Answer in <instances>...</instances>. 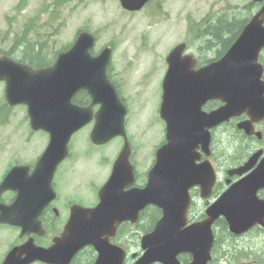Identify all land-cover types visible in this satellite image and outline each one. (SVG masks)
<instances>
[{"label": "water", "instance_id": "1", "mask_svg": "<svg viewBox=\"0 0 264 264\" xmlns=\"http://www.w3.org/2000/svg\"><path fill=\"white\" fill-rule=\"evenodd\" d=\"M120 1L125 9L138 11L149 0ZM262 15L264 10L243 30L223 58L199 71L191 70V57L181 58L183 45L171 52L161 106V116L167 124V140L157 150L144 188L132 187L134 168L130 163L131 149L124 124L127 110L107 79L110 48L93 57L89 51L95 38L89 32H82L75 44L60 53L53 66L45 69H33L0 55V81L6 83L7 104L26 105L32 129L43 130L50 136L49 145L30 179L22 181L20 178L27 175L28 167H16L1 185L0 192L11 189L19 193L10 207L0 205L1 222L19 226L24 233L41 229L37 217L55 198L51 181L58 165L68 156L69 141L93 119L95 124L90 137L95 144H105L118 136L125 139L113 174L100 191V203L91 209L72 206L64 232L53 246L40 248L29 241L14 248L3 264L34 261L70 264L75 254L87 245L94 246L98 252L95 264H125V250L111 244L110 239L117 235L123 222L135 224L140 212L149 205L161 209L162 217L154 230L141 238L144 253L134 264H181L178 260L181 253L193 255L188 264H207L214 242L212 226L218 218L223 216L231 232L237 235L256 224L264 225V201H259L255 195L258 187L264 186V161L263 169L240 181L208 208L206 220L187 225L189 189L200 185L205 194L215 179L210 162L195 163L199 158L195 151L197 145L201 143L207 151L208 136L198 134L202 122L194 121L191 114L197 112L198 102L221 99L227 105L209 115L212 124L219 123L250 110V104L262 95L264 88L259 83L262 69L257 63L264 47V27L259 20ZM80 90L92 97L90 107L83 108L72 102ZM95 105H100L96 113L93 112ZM28 194L34 195V203L26 199Z\"/></svg>", "mask_w": 264, "mask_h": 264}, {"label": "rangeland", "instance_id": "2", "mask_svg": "<svg viewBox=\"0 0 264 264\" xmlns=\"http://www.w3.org/2000/svg\"><path fill=\"white\" fill-rule=\"evenodd\" d=\"M18 1L0 0V50L10 51L15 46L18 51L14 54L20 56L23 47L18 48L16 40L26 38L21 41L25 48H31L33 43L37 44V49L43 45L46 60L52 62L54 56L71 46L77 33L84 29L98 37L96 52L107 43L116 44L113 65L116 66V82L121 86L129 106L126 126L132 159L139 173L138 184L145 181L155 151L165 139V125L158 109L168 53L174 46L190 38L191 50L198 54L192 43L194 36L188 31L190 19L200 21L208 16L213 18L216 14H238L240 11L237 8L251 2L153 0L141 11L132 13L122 9L119 0H67L59 6L54 4L55 0H30L21 13L17 9ZM44 8L49 12L43 14L41 11ZM39 12L42 19L36 25L25 27ZM47 22L50 23L44 26ZM212 56L209 54L207 58ZM4 87V83H0V111H3L2 105L5 104ZM3 121L6 123L0 125V176L14 161L33 162L49 141L46 133L31 131L24 106L11 108ZM92 126L74 135L70 144L71 159L58 174V181L63 180L61 188L64 194L72 200L82 196L83 202L88 205L95 202V188L105 182L109 175L110 164L107 163L118 156L123 145V140L117 138L109 146H93L89 140ZM17 238L18 234L14 236L10 229L0 231V263ZM223 242L230 244L224 248L225 251L228 249L230 256L247 249L257 253V261L258 258L264 261L262 232L254 231L237 240L224 238ZM253 260L252 257L246 262L256 264L252 263ZM241 261L245 260L242 258ZM219 264L228 263L221 259Z\"/></svg>", "mask_w": 264, "mask_h": 264}, {"label": "flooded vegetation", "instance_id": "3", "mask_svg": "<svg viewBox=\"0 0 264 264\" xmlns=\"http://www.w3.org/2000/svg\"><path fill=\"white\" fill-rule=\"evenodd\" d=\"M237 9L240 11L238 14H231L227 17L234 18L239 16V14L245 15V19L240 26V34L252 17L258 13L260 7H241ZM258 61L262 68L261 80L262 83H264V47L260 51ZM108 75L115 87H117V91L120 94L122 101L127 105L126 98L122 96V88H118L116 85V66H109ZM77 98H80V102L83 103L82 105L84 106H88L91 103V100L85 94L79 93L76 96V99ZM261 105L264 107V98L262 99ZM222 106L223 103L221 101L210 100L203 105L202 111L204 113H209ZM258 117L259 118L257 120H252L250 115L245 112L238 116L231 117L229 120L216 126L209 125L203 127V129L199 126V135H203V137L208 136L209 155L205 154L201 144L198 145L197 152L201 156V161H204L205 159L211 160L217 173V181L211 189L212 196H216L221 190H226L241 180L251 178L257 171L263 169L261 164L264 161V114H260ZM196 122L210 121H201L196 119ZM242 126H247L248 131ZM68 160H66L63 164H65ZM30 166L33 169L34 164H31ZM240 170H243V172L239 174ZM259 181L263 182L262 180ZM61 183H63L62 179L58 182H54L55 191H59H57V198L43 211L41 217L43 227L45 229L43 236L35 234L21 236L19 233L21 232L20 229L0 224V231L3 232V229H10L13 232H16L14 234H18V238L13 246L21 245L31 238L37 245L49 246L54 238L60 235L61 230L69 217L70 206L72 204V201H70V199L62 191ZM257 184L260 185L259 182H257ZM199 193H201L199 187H194L192 189V205L196 201L200 200ZM255 195L259 200H264V186L260 185V187L256 190ZM197 196H199V198ZM14 198L15 193L6 192L2 195L1 201L9 204L14 200ZM56 210L58 212H56ZM62 222L63 224H60ZM254 229L264 228L256 226L253 230ZM113 242H116V240Z\"/></svg>", "mask_w": 264, "mask_h": 264}, {"label": "trees", "instance_id": "4", "mask_svg": "<svg viewBox=\"0 0 264 264\" xmlns=\"http://www.w3.org/2000/svg\"><path fill=\"white\" fill-rule=\"evenodd\" d=\"M67 0H57V6L65 3ZM253 4H249L247 7L252 6ZM245 19V15L240 14L239 16H236L234 18L231 17H221L217 19L214 22L206 24L205 28L200 30L198 33V40L197 45L201 52V58L205 62L209 60L210 58L220 57L223 55L225 50L228 48V46L235 40L237 35L240 31V26L242 22ZM5 52V51H2ZM1 53V51H0ZM8 55H11L10 52H5ZM39 52H37L38 54ZM24 54V52H23ZM209 54H213L212 57H209ZM27 58H23L25 62H29L33 66H45L47 63L40 58L37 57V60L33 59V51L27 50L26 52ZM206 59V60H205ZM161 214L160 211L154 207H150L146 209L143 213H141L140 221L141 223L138 225V228L135 234H138V232H149L153 229L155 223L160 218ZM221 223V233L216 236L215 246H214V254L221 255L224 257L226 255L228 258L230 256L228 249L225 251V247H229L230 244L227 242H223L224 238L231 239L229 234L226 232V224L224 221ZM131 227L129 224H124L120 227L118 232V237L116 241H121V238L125 236L126 232L131 231ZM225 234V236H224ZM137 242V240H132L129 243V246L134 245ZM128 243V241H127ZM83 256V257H82ZM78 256L73 264H92L91 261L93 259L92 254L86 253L84 255ZM244 256V255H243ZM233 258V262L237 261L241 258V253L238 252L237 254L231 255ZM187 257H184L183 260H187Z\"/></svg>", "mask_w": 264, "mask_h": 264}]
</instances>
